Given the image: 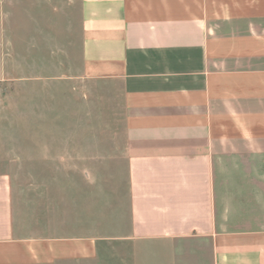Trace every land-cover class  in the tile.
I'll list each match as a JSON object with an SVG mask.
<instances>
[{"label":"crops","instance_id":"1","mask_svg":"<svg viewBox=\"0 0 264 264\" xmlns=\"http://www.w3.org/2000/svg\"><path fill=\"white\" fill-rule=\"evenodd\" d=\"M83 77L125 116L131 225L114 264H264V0H81ZM23 238L0 174V252L97 258ZM107 241V240H106ZM12 250L13 258H12Z\"/></svg>","mask_w":264,"mask_h":264},{"label":"rangeland","instance_id":"2","mask_svg":"<svg viewBox=\"0 0 264 264\" xmlns=\"http://www.w3.org/2000/svg\"><path fill=\"white\" fill-rule=\"evenodd\" d=\"M81 21V0H0V174L20 238L105 241L94 260H48L36 244L0 264H114L108 237L129 234L125 116L83 77Z\"/></svg>","mask_w":264,"mask_h":264}]
</instances>
